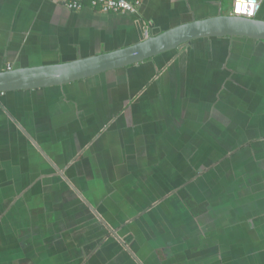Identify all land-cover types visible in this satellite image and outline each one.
Returning a JSON list of instances; mask_svg holds the SVG:
<instances>
[{
    "label": "crops",
    "instance_id": "0c3cea01",
    "mask_svg": "<svg viewBox=\"0 0 264 264\" xmlns=\"http://www.w3.org/2000/svg\"><path fill=\"white\" fill-rule=\"evenodd\" d=\"M232 3L0 0V72L119 51ZM0 264H264V43L200 39L0 95Z\"/></svg>",
    "mask_w": 264,
    "mask_h": 264
},
{
    "label": "water",
    "instance_id": "95a60500",
    "mask_svg": "<svg viewBox=\"0 0 264 264\" xmlns=\"http://www.w3.org/2000/svg\"><path fill=\"white\" fill-rule=\"evenodd\" d=\"M238 37L264 43V21L218 16L179 26L119 51L61 64L8 69L0 72V95L62 87L102 73L138 66L200 39Z\"/></svg>",
    "mask_w": 264,
    "mask_h": 264
},
{
    "label": "built area",
    "instance_id": "2783aa9c",
    "mask_svg": "<svg viewBox=\"0 0 264 264\" xmlns=\"http://www.w3.org/2000/svg\"><path fill=\"white\" fill-rule=\"evenodd\" d=\"M61 3L71 11L90 7L101 13L137 14L141 0H48ZM260 8V0H233L230 16L254 19Z\"/></svg>",
    "mask_w": 264,
    "mask_h": 264
},
{
    "label": "bare ground",
    "instance_id": "6f19581e",
    "mask_svg": "<svg viewBox=\"0 0 264 264\" xmlns=\"http://www.w3.org/2000/svg\"><path fill=\"white\" fill-rule=\"evenodd\" d=\"M195 147H197V146H195ZM169 218V217H168Z\"/></svg>",
    "mask_w": 264,
    "mask_h": 264
}]
</instances>
